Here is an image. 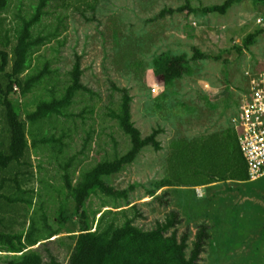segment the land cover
Masks as SVG:
<instances>
[{
  "label": "rangeland",
  "instance_id": "obj_1",
  "mask_svg": "<svg viewBox=\"0 0 264 264\" xmlns=\"http://www.w3.org/2000/svg\"><path fill=\"white\" fill-rule=\"evenodd\" d=\"M227 1L91 0L94 7L75 0L53 2L40 30L47 34L60 25L62 35L34 57V68L42 69L48 62L56 72L51 82L64 88L80 59L82 83L93 95L79 96L70 111L71 118L47 127L52 134L45 135H65V153L60 155L45 146L33 150L34 176L23 183L28 194L3 192L7 197L33 201V207H6L7 201L0 199L9 230L28 232L33 222L44 229L42 218L46 214L49 225L61 234L40 250L46 259L45 250L49 249L61 264H68L75 247L71 236L79 235V219L75 202L65 189L63 167L72 162L70 172L77 184L83 172L128 153L130 141L109 115L122 98L116 88L126 89L133 97V122L144 138L160 130L157 140L162 149L146 148L124 172L106 178L111 187L128 191V202L95 195L87 206L91 222L97 224L107 211L135 206L136 210L128 211L129 216L137 217L138 228L150 231L178 212L182 220L179 236L190 233L191 245L200 226L205 224L210 229L212 240L199 264H264V178L255 183H216L198 192L193 185L204 181L208 170L202 163L192 162L195 153L178 159L172 147L181 139L206 146L212 134L233 128L232 120L248 95L247 73L264 71V34L250 49L239 52L249 35L264 28V5L246 0L226 15L203 12ZM37 2L13 0L8 12L0 15L2 30L14 29L21 23L20 14L31 15V6ZM188 5L192 11L160 16L165 10L176 11ZM195 50L206 59L194 61ZM165 53L186 54L192 72L170 89L159 87L152 74L153 62ZM15 92L19 95L18 89ZM47 95L39 88L27 98H17L25 111H34ZM4 130L0 107V143L8 141ZM164 180L172 187L158 190ZM117 207L123 208L114 209ZM61 220H66L64 226ZM12 259L0 254V264Z\"/></svg>",
  "mask_w": 264,
  "mask_h": 264
},
{
  "label": "trees",
  "instance_id": "obj_2",
  "mask_svg": "<svg viewBox=\"0 0 264 264\" xmlns=\"http://www.w3.org/2000/svg\"><path fill=\"white\" fill-rule=\"evenodd\" d=\"M56 1L38 0L31 6V15L24 17L25 15L21 13V23L6 32L2 30L4 26L0 20V107L5 123L4 131L8 134V141L0 143V199L7 201L6 207L17 205L33 207L32 199L7 197L3 192L12 190L19 195L28 194L23 190V183L28 177L34 176L33 150L45 146L60 155L65 153V135L48 136L52 133L48 132L47 127L49 125L53 127L62 118H71L70 111L79 96L93 95L92 90L82 83L83 70L80 59L68 74L69 82L64 88L58 83L51 82L56 72L51 69L48 62L42 69L34 68V57L62 35L60 25L53 26L47 34L40 30L45 19L51 14V5ZM75 1L94 7V4L90 3L91 0ZM244 1L246 0H228L222 6L205 8L203 12L226 15L231 8ZM254 1L264 5V0ZM12 2L13 0H0V15L8 12ZM190 8L188 5L176 11L165 10L160 16L183 13ZM13 32L14 36L11 37ZM263 34L264 28L249 35L239 48V52L250 49ZM203 59H206V56L195 50L193 60L198 62ZM189 61L186 54H162L152 64L154 82L164 89L174 87L178 81L192 74ZM39 88L48 93L47 97L37 103L34 111H25L17 97L27 98ZM16 89L19 90V95L15 92ZM116 90L122 93V98L109 115L129 139L131 148L128 153L124 156L116 155L114 159L102 161L93 169L83 172L77 184L70 172L72 162L63 167L65 189L75 202V215L79 219V235L71 236L75 240V247L68 264H199L208 243L212 240L210 229L205 224L200 226L191 245L190 233L179 236L177 229L182 220L178 212L171 213L165 222L158 223L150 231L138 228L135 225L137 217L129 216L128 211L135 209V206L120 212L107 211L101 214L97 224L96 221L90 220L87 206L95 195L102 194L128 202V191H118L111 187L106 182L107 177L124 172L137 161L146 148L153 147L156 151L162 149L157 140L160 130L144 138L133 122V97L126 89ZM222 134L224 135L211 137L206 146L199 145V141L191 142L186 139L173 142L172 147L176 148L173 154L176 158L184 160L187 155L191 157L193 152L195 154L191 157L192 162L202 163L205 171L208 170L205 173L209 176L193 187L229 181L248 183L250 180L243 153L237 145H233L232 135L238 139L235 130L229 129ZM186 161L184 164H187ZM12 183L14 186H11ZM170 187H172L170 181L164 180L158 185V190ZM130 206L129 204L128 207ZM3 210L4 206L0 203V252L13 255L8 264H61L49 249L45 250L49 259H46L40 250L43 245L52 242V239L61 234V230L52 229L46 214L42 218L44 229H40L38 224L33 222L28 232L25 230L13 232L5 226ZM120 216L123 218L120 219ZM64 221L66 220L59 221L61 226H64ZM44 242L46 243L43 244Z\"/></svg>",
  "mask_w": 264,
  "mask_h": 264
},
{
  "label": "built area",
  "instance_id": "obj_3",
  "mask_svg": "<svg viewBox=\"0 0 264 264\" xmlns=\"http://www.w3.org/2000/svg\"><path fill=\"white\" fill-rule=\"evenodd\" d=\"M246 79L248 95L232 125L248 166L250 181L255 183L264 178V71L247 73Z\"/></svg>",
  "mask_w": 264,
  "mask_h": 264
},
{
  "label": "crops",
  "instance_id": "obj_4",
  "mask_svg": "<svg viewBox=\"0 0 264 264\" xmlns=\"http://www.w3.org/2000/svg\"><path fill=\"white\" fill-rule=\"evenodd\" d=\"M231 129H233V128H231ZM236 133V132H235ZM209 135H211V134H209ZM214 135H224V134H222V132H219V133H215V134H212V136H214ZM236 136H237V133H236ZM232 139H233V145L235 146V145H237V148L241 151V147H240V144H239V141H238V139L237 138H235V136L234 135H232ZM230 142H228V144H229ZM244 157V156H243ZM245 159V158H244ZM237 182V181H236ZM249 182H251L250 180L248 181V183ZM208 186H210V185H208ZM208 186H200V187H197L196 189H198V190H200V189H205L206 187H208ZM0 254H6V253H2V252H0ZM7 256H13V255H8V254H6ZM3 257V256H2Z\"/></svg>",
  "mask_w": 264,
  "mask_h": 264
}]
</instances>
